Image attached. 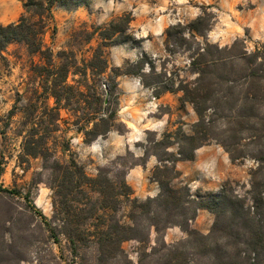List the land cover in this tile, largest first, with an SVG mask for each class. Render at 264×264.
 Returning <instances> with one entry per match:
<instances>
[{
    "label": "rangeland",
    "instance_id": "obj_1",
    "mask_svg": "<svg viewBox=\"0 0 264 264\" xmlns=\"http://www.w3.org/2000/svg\"><path fill=\"white\" fill-rule=\"evenodd\" d=\"M24 1L0 0V24L17 20ZM126 12L130 27L102 42L100 26ZM53 14L44 35L53 61L69 64L67 82L76 85L79 70L87 67L91 74L93 60L95 88L104 111L114 114L113 126L86 142L77 127L96 106L92 91L82 87L83 101L75 88L67 89L70 102L62 101L56 120L45 108L55 103L42 88V54L21 42L0 53V186L8 189L0 190V264H264V39L254 40L246 30L221 45L209 36L217 13L199 0H71L56 3ZM200 14L211 19L210 45L182 26L166 34ZM142 57L146 63L137 68ZM101 58L107 67L98 73ZM184 90L194 101L182 100ZM53 124L59 130L49 133ZM110 133L130 141L129 148L124 141L104 147ZM31 139L34 146L46 142L49 151L25 154ZM193 145L219 146L247 176L228 177L216 191L192 188L176 164ZM149 154L160 160L149 172L159 192L141 197L125 175ZM71 160L87 175L100 173L116 183L117 208L89 186L78 187L77 178L71 185L60 181L63 169L56 162ZM199 206L205 210L198 217ZM118 223L128 238L113 252L104 238ZM175 226L180 232L172 234Z\"/></svg>",
    "mask_w": 264,
    "mask_h": 264
},
{
    "label": "trees",
    "instance_id": "obj_2",
    "mask_svg": "<svg viewBox=\"0 0 264 264\" xmlns=\"http://www.w3.org/2000/svg\"><path fill=\"white\" fill-rule=\"evenodd\" d=\"M61 3L63 5H68L71 0H25L23 2V12L19 16V18L15 21H11L6 24H0V53L7 47L8 44L12 42H21L23 43L29 52L31 53H41L45 63L38 65L37 67L40 69L39 74L44 75L42 76V88L45 94L47 96L54 97V105H48L46 104L45 108L53 115L55 116V119H59V109L65 105H62V101L65 100L64 104H69L70 102V96H65V92L67 89H73L75 88V94L80 96L83 101H85L84 97L86 96V92L82 87H85L87 90L92 91L93 101L95 102V105L93 110L89 113L88 117H81L80 119H84L83 127L78 126L77 129H81L85 135V141L91 142L95 138H97L99 135H104L108 133L112 126V120L114 114H107L105 112V108L103 107L102 98L98 91L95 88V79L93 77L94 75V68H96L95 64L93 63V60H90L89 68L91 70V74L88 75V69L87 67L79 70L80 77L76 81V85L69 84L67 82V76L69 73V64L62 62L59 65H57L53 61V51L52 48L47 45L44 41V35L47 31V29L50 27L51 24L54 22V14H53V7L56 3ZM79 2L75 1L74 5H77ZM213 17V15H212ZM132 15L130 12L123 13L122 15L116 16L107 23H104L100 28L102 30L99 32V36L102 39V42H106V39H112L114 35L117 32H123L127 30L130 27V22L132 20ZM182 26V27H181ZM181 27L185 30H188V32L193 35H201L205 39V44L210 45L207 40V32L210 30L211 27V19H208L205 17V14H200L190 22L186 24H176L171 27L166 28L165 32L169 36L173 33L174 28ZM216 48L219 50L222 49H228L229 47H219V45H216ZM259 50H255L253 54L258 55ZM95 58V56H94ZM203 62H214L215 59H204ZM235 55H231L230 59H234ZM218 59V58H217ZM102 62V65H100V68L98 70V73L103 71L107 65L106 60L104 58H101L100 60ZM145 60L142 58L135 61L134 64L137 65V68H142V66L146 63H144ZM192 63H196L195 58L191 60ZM149 65L151 67H154L153 63L151 61H148ZM90 80H93V82ZM168 90V89H166ZM189 91L184 90V94L182 96V100H190L194 101L191 96H189ZM92 101V102H93ZM194 102V106H195ZM195 110L198 113L199 116H201L202 110L197 108L195 106ZM80 122H76L77 124ZM88 125L89 128H88ZM59 130V125L53 124V128H49V133L52 131ZM32 135L37 134V130L33 128L32 132L30 133ZM191 138H193L191 136ZM33 139L29 140L28 143H26V146H24V153L31 156H37L39 154H46L49 151V147L46 145V142H43V146H34L31 145L33 143ZM27 142V141H26ZM199 145H193V151L186 156H182L183 159H192L194 157V150ZM179 160V159H178ZM58 167L62 168V175L60 181L62 183L68 182L70 185L76 180L77 178V186H89L94 191H97L101 194V196L106 199V206L117 208V204L119 201V196L121 195V192L118 189V186L114 181H112L109 177L106 175L103 176L100 173L96 176H89L85 173L82 166L79 165L76 161L71 160L70 163H60L56 162ZM75 170V171H74ZM77 171V172H76ZM1 173V168H0ZM78 174V176H77ZM156 180L160 181L158 178ZM127 187V191L125 194L127 197H130L131 194V188L129 186ZM0 190L2 191H8L7 188H4L0 186ZM216 200H222L223 202H232L229 197H224V199H218L216 196H213ZM150 199V198H149ZM133 202H138L137 198L132 199ZM199 206L197 209H199ZM211 207V206H210ZM196 215V214H195ZM194 215V217H195ZM194 217H191V220L194 219ZM124 224H117L116 230L110 234L107 235L104 239L108 241V244L110 243L113 252L116 251L121 247V243L128 238L126 234H122L125 230ZM121 233V234H119ZM257 235V231L253 232L252 234ZM68 239L73 242L75 239H79L78 237L74 236H68ZM112 253V252H111Z\"/></svg>",
    "mask_w": 264,
    "mask_h": 264
},
{
    "label": "crops",
    "instance_id": "obj_3",
    "mask_svg": "<svg viewBox=\"0 0 264 264\" xmlns=\"http://www.w3.org/2000/svg\"><path fill=\"white\" fill-rule=\"evenodd\" d=\"M199 2L212 5L216 11L217 29L210 31L209 36L214 37V40L221 45L230 43L246 30L254 40L264 39V0H199ZM164 124V120L158 122L160 131L163 130ZM119 141H124L126 149L129 148L130 141L126 138H118V135L113 133H110L104 147L107 145V148H112L113 143ZM89 147L90 151L96 149L94 143ZM118 147L119 145L116 146ZM159 163L160 160L156 155L149 154L142 163L135 164L126 171L125 178L136 191L137 196L157 195L159 184L157 181H151L149 172ZM176 167L180 170L179 178L190 182L189 185L192 188L202 187L212 191H216L228 177L245 178L247 176L246 170L242 166L235 165L228 154L217 145L197 148L194 159H180ZM139 191L141 195L137 194ZM203 210L205 209H199L198 217ZM169 229L172 234L180 232L177 226Z\"/></svg>",
    "mask_w": 264,
    "mask_h": 264
},
{
    "label": "built area",
    "instance_id": "obj_4",
    "mask_svg": "<svg viewBox=\"0 0 264 264\" xmlns=\"http://www.w3.org/2000/svg\"><path fill=\"white\" fill-rule=\"evenodd\" d=\"M138 82H139V80H138Z\"/></svg>",
    "mask_w": 264,
    "mask_h": 264
}]
</instances>
